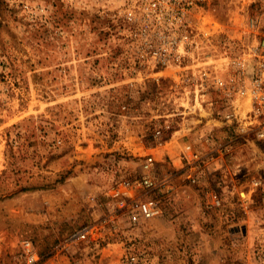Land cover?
I'll return each instance as SVG.
<instances>
[{
	"label": "rangeland",
	"instance_id": "374dc122",
	"mask_svg": "<svg viewBox=\"0 0 264 264\" xmlns=\"http://www.w3.org/2000/svg\"><path fill=\"white\" fill-rule=\"evenodd\" d=\"M247 2L213 0L212 10L221 22L254 16ZM112 8L0 0V264H19L23 239L39 264H121L124 245L137 264H264V146L224 127L219 95L196 104L174 70L146 80L115 38ZM146 156L169 191L158 218L133 226L108 194ZM217 187L224 208L208 210ZM83 226L97 244L55 249Z\"/></svg>",
	"mask_w": 264,
	"mask_h": 264
},
{
	"label": "built area",
	"instance_id": "2783aa9c",
	"mask_svg": "<svg viewBox=\"0 0 264 264\" xmlns=\"http://www.w3.org/2000/svg\"><path fill=\"white\" fill-rule=\"evenodd\" d=\"M115 38L123 43L126 56L140 68H146V80L175 71L184 89L192 92L194 102L205 94L221 97L222 124L239 136H251L264 146V0H248L246 8L254 16L237 12L235 19L219 21L212 10L213 0H111ZM242 11V9H241ZM217 24V26H215ZM139 71V70H138ZM124 109V108H123ZM213 120V119H212ZM159 135L160 131L157 130ZM211 136H206L209 141ZM214 150V149H213ZM222 153V146L215 149ZM201 158L189 163L194 173L187 178L196 183ZM150 156L141 163V174L111 188L108 194L116 213L130 225L142 224L161 215L160 196L169 191L167 184L154 174ZM261 181L253 186L259 187ZM224 189L215 188L205 195L208 210L221 211L225 205ZM246 204L248 198H242ZM94 227L83 226L70 233L55 249L68 250L73 244H97ZM19 264H39L40 256L31 240L19 242ZM121 264H137L138 255L131 245H124Z\"/></svg>",
	"mask_w": 264,
	"mask_h": 264
},
{
	"label": "bare ground",
	"instance_id": "6f19581e",
	"mask_svg": "<svg viewBox=\"0 0 264 264\" xmlns=\"http://www.w3.org/2000/svg\"><path fill=\"white\" fill-rule=\"evenodd\" d=\"M217 24H215V26H216Z\"/></svg>",
	"mask_w": 264,
	"mask_h": 264
}]
</instances>
